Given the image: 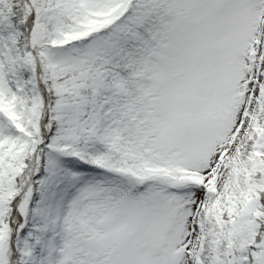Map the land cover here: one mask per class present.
Masks as SVG:
<instances>
[{"label":"snow or ice","instance_id":"snow-or-ice-1","mask_svg":"<svg viewBox=\"0 0 264 264\" xmlns=\"http://www.w3.org/2000/svg\"><path fill=\"white\" fill-rule=\"evenodd\" d=\"M0 264H264V0H0Z\"/></svg>","mask_w":264,"mask_h":264}]
</instances>
